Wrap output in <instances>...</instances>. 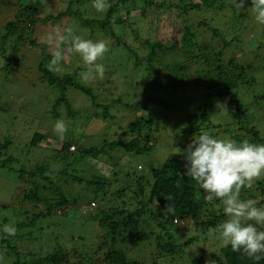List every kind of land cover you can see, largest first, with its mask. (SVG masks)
<instances>
[{"label":"trees","instance_id":"trees-1","mask_svg":"<svg viewBox=\"0 0 264 264\" xmlns=\"http://www.w3.org/2000/svg\"><path fill=\"white\" fill-rule=\"evenodd\" d=\"M46 1L16 0L17 12L13 19L4 17L3 8L0 7L4 23L0 27V42L5 44L16 36L8 45L12 50L10 57L5 56V48L1 50V57L6 59L5 69L14 72L20 67L21 57L18 53L23 48L20 44L25 38L34 48L39 47L43 56L37 63L39 79L58 91L55 105L64 103L68 117L78 113L71 108L66 97L68 87L88 95L93 102L97 101V96L92 87L80 83L71 74L60 76L52 71L53 54L47 51L45 44H38L30 38L28 30L35 24L64 23L66 26L76 20L80 27H98L113 36V26L128 21V16L125 14L122 17L121 12L137 10L139 19L145 21L150 31L154 32L152 38L148 36L141 40L145 46L142 52L123 44L127 48L125 56L133 55L130 68L126 67L123 84L129 86L134 83L135 88L142 81H147L140 102L131 104L123 102L121 97L116 99L119 103L138 109L139 115L136 114L134 120L123 127V133L130 137L111 142L105 140L99 147H78L79 157L106 155L117 148L133 156L150 154L157 146L159 136L169 132L170 122L175 121L183 93L185 96L188 88L201 93L204 101L194 111L182 114L181 124L174 131L176 139L184 137L191 142L195 135L206 131L219 138L264 144V131L259 129V124H264V89L256 93L251 88L257 85L255 79L246 75L247 71H257L263 60L256 62L253 59L254 62L244 66L242 58L239 60L234 53L239 44H245L241 33L250 35L253 23H258L251 0H245L248 11L237 10L232 0H195L188 4L182 0H106L102 14L95 13L92 19L84 17L80 7L85 1L93 6V0H60L64 3L60 12L43 16L40 15V7ZM245 14L249 16L251 24L244 23ZM165 17L172 33L162 39L159 23ZM216 17L220 18L219 22L226 19L223 24L228 29L226 36L220 35L218 29L211 26ZM193 23L197 28L210 32V38L206 32L197 36L192 30ZM132 33L139 40L136 31L132 30ZM254 34L262 40L261 34ZM116 43L119 46V38ZM64 49L70 51L71 45ZM62 52L64 56L65 50ZM211 98H222L229 104L224 113L227 121L215 123L211 120ZM102 107L101 115H94L106 119L108 106ZM222 133L224 135L220 136ZM45 138L47 136L36 132L30 143L34 146ZM72 141L65 138L57 145L54 156L37 162L33 167L20 168L18 178L23 186L20 184L17 188L16 202L23 205L43 202L47 204L46 210L34 206L30 212L25 207H12V213L17 217L23 213L26 216L16 220L14 236L5 235L1 228L0 264H264V258L254 260L242 251H233L231 246L225 247L223 244L215 252H206L208 254L205 256L191 258L187 255L186 248L205 241L210 233L216 234V226L226 216L220 200L209 201L207 193L199 189L191 178L184 176V156L178 159L169 156L147 169L139 165L132 171L127 169L123 183L92 176L86 181L88 193L85 199L88 200L84 202L90 205V210L87 216L82 210L79 215L82 220L91 223L92 233L72 241L73 245L61 236L53 235L49 239L51 241L55 237L56 247L42 252L37 245L33 246L42 238L32 236L34 231L43 229L39 224L40 219L52 212L57 213L58 208L64 210L67 206L80 205L79 195L69 198L60 187L62 178L71 172L69 169L73 170L76 161L75 158L72 162L67 160L73 153L69 150ZM10 144L9 139L0 142V152L7 150ZM171 145L172 141H165L164 147ZM8 160L17 161L13 156ZM72 178L81 183L82 178L76 174H72ZM240 196L242 199H256L259 201L257 206H264V179L254 181L251 187L242 188ZM215 205L220 206L218 211ZM189 222L194 229L189 228ZM59 239L62 244L58 242Z\"/></svg>","mask_w":264,"mask_h":264},{"label":"rangeland","instance_id":"rangeland-1","mask_svg":"<svg viewBox=\"0 0 264 264\" xmlns=\"http://www.w3.org/2000/svg\"><path fill=\"white\" fill-rule=\"evenodd\" d=\"M15 1L0 0V7L3 8L2 14L4 17L14 18L13 15L17 12ZM182 1L188 4L195 0ZM63 6L64 3L60 0H48L40 7V15L56 14L62 10ZM237 8V10L248 11L245 4L243 9ZM80 9L83 12V16L89 19L94 18L95 13L102 14V11H97L89 1L83 2ZM100 14L96 15L100 17ZM121 14L122 17L126 14L128 21L123 25L113 26V36L108 35L107 30L98 27L92 29L90 27H80L76 20L69 22L66 26L64 23L35 24L33 28L28 30L30 38H33L38 44H45L50 54L57 50H65L66 53L61 61L55 64L51 62L52 71L60 76L71 74L80 83L93 88L97 96L96 102H93L88 95L74 88H67L65 93L68 102L71 108L78 112L73 117L67 116L68 111L64 103L61 102L55 105V98L59 96L58 91L39 79L37 63L43 58L40 48L35 47L38 51L35 50L29 39L25 38L24 42L20 44L23 48L18 53L21 57L20 67L17 71L9 72V69H5L6 59L1 57V50L5 48V56L10 57L12 50L8 45L16 39V36L11 37V41L5 44L0 42V142H3L4 139L11 141L7 150L0 152V225L2 224L0 230L7 225L8 227H14L16 220L19 221L25 218V213L18 217L12 213V207L20 209L25 207L30 212L33 211L32 207L34 206L40 207L43 211L46 210L47 204L43 202L34 203L33 205H23L16 202L17 188L21 184H19L18 178L20 168L33 167L37 162L54 156L57 153L55 150L57 145L64 141L65 138L73 140L72 144L76 147L75 151H71L69 148L73 153L67 159L69 162H72L73 158L76 159L73 163L74 167H72L75 171L73 172L72 169H69L71 172L62 178L60 187L69 198L79 195L80 201L78 203L80 205L67 206L64 210L58 208L57 213L52 212L51 215L40 219L39 224L42 225L43 229L40 232L34 231L32 236L34 238H42L33 244V246L37 245L42 252L51 251L56 247L55 237L51 241L49 239L53 235L61 236L73 245L72 241H77L92 233L93 227L91 223L85 222L79 216L81 210L84 211L83 214L85 216L90 210V205L84 202L88 200L85 199L88 193L86 181L91 179L92 176H102L112 181L114 179L123 183L126 180L125 173L127 174V169L132 171L138 165L147 169L154 163H160L169 156L177 159L183 157V150L187 148L190 141L184 137L176 139V132L174 131L181 124L183 113L192 112L198 106L203 105L204 99H202L201 93L194 88H188L185 96L183 93V101L175 116V121L170 122L172 125L168 124L171 125L169 126V132H167V135L159 136L158 144L150 154L133 156L124 149L117 148L106 155L101 153L95 156L79 157L78 147H99L105 140L111 142L120 138L126 139L130 137L128 134L125 135L123 133V127L131 120H134L136 114H138V109L119 103L116 99L121 97L123 102L138 103L141 101L143 91L147 86V81H142L135 88L133 86L134 83L129 86L123 84L126 67L130 68V60L133 58L132 54L125 56L127 48L123 44L129 45L136 52H142L145 46L141 43V40L147 39L148 36L152 38L154 32L150 31L151 28L145 21L139 19L137 10L129 13L124 10ZM244 17L246 18L244 23L249 22L251 24L250 19H248L249 16L245 14ZM216 18L211 23V26L217 28L220 35L226 36L228 29L224 28L223 25L226 19L223 22H219L220 18ZM165 19L166 17L159 23L161 24L159 29L161 30L160 38L162 39L172 33L171 25L165 22ZM3 24V18L0 15V27ZM132 30L136 31L139 40L135 39ZM192 30L197 36L201 35L202 32H206L205 34H207L208 38L211 36L210 32L208 33L201 27L197 28L194 23ZM253 31L261 34L262 40L257 39ZM250 32L252 34L250 33L247 36L245 33H241L245 44H239L235 48L234 53L239 57V60L242 58L244 66H247L249 62H254L253 59H256V62L263 60V64L259 65L257 71L254 73L246 72L248 78L255 79L257 85L251 88L257 93L263 92L264 89V83L262 84L264 82V24L253 23ZM26 34L27 32L23 36L25 37ZM71 35H79L92 40H103L107 43V52L96 62L104 66L102 77L95 72L93 66L86 65L78 53H75L72 49L70 51L64 49L71 45ZM61 37H63V40H61ZM117 38L120 39L119 46L116 43ZM57 46H59V49ZM255 54H257L256 57ZM109 79L111 81H108ZM209 101L213 103L211 120L215 123H223L227 119L224 113H226L225 111L228 109L229 104L222 98H211ZM248 101L249 99L246 100V102ZM256 103L254 102L253 104ZM102 105L108 106L106 119L95 117L94 115L96 113L101 115L103 112ZM57 120H63L67 124V132L62 138L54 132L53 126ZM259 129L264 131L263 122L259 124ZM36 132L44 134L47 138L32 146L30 141ZM219 135L223 136L224 133ZM165 141H172V145L165 148ZM11 156L16 158L17 161L11 162L8 160ZM72 174L81 177V183L73 180ZM21 186H23V183ZM215 206L218 211L220 206ZM189 225V228H195L191 222H189ZM58 242L62 244L61 240ZM221 244L222 241L219 234L210 233L205 241H200L194 243L191 247H187L186 253L191 258L205 256L208 253L217 251ZM29 246L33 249L32 244ZM149 248H152V246H149Z\"/></svg>","mask_w":264,"mask_h":264},{"label":"clouds","instance_id":"clouds-1","mask_svg":"<svg viewBox=\"0 0 264 264\" xmlns=\"http://www.w3.org/2000/svg\"><path fill=\"white\" fill-rule=\"evenodd\" d=\"M105 3L106 0H93V7L104 11ZM232 3L243 9L245 0H232ZM251 8L255 20L264 24V0H251ZM70 44L72 51L102 77L104 66L96 62L107 52V43L71 35ZM53 57L54 64L61 61L62 50L55 51ZM53 127L61 138L67 132L63 120H57ZM183 155L186 160L184 176L207 193L209 201L218 199L224 206L226 219L216 226L223 246H231L233 251H242L254 260L264 258V206H257L259 201L256 199H242L240 196L242 188L264 179V144L248 140L237 142L204 131L194 136ZM2 232L14 236L16 229L5 226Z\"/></svg>","mask_w":264,"mask_h":264},{"label":"built area","instance_id":"built-area-1","mask_svg":"<svg viewBox=\"0 0 264 264\" xmlns=\"http://www.w3.org/2000/svg\"><path fill=\"white\" fill-rule=\"evenodd\" d=\"M70 150H71V151H75V150H76L75 145H71V146H70Z\"/></svg>","mask_w":264,"mask_h":264}]
</instances>
